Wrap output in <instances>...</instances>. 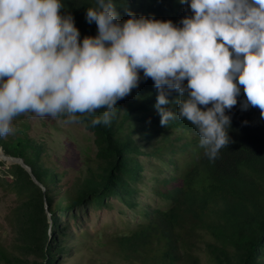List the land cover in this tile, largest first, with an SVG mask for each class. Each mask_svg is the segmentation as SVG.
I'll list each match as a JSON object with an SVG mask.
<instances>
[{
    "label": "trees",
    "instance_id": "obj_1",
    "mask_svg": "<svg viewBox=\"0 0 264 264\" xmlns=\"http://www.w3.org/2000/svg\"><path fill=\"white\" fill-rule=\"evenodd\" d=\"M61 2V13L72 15L81 37L96 34L95 23L85 20L94 0ZM113 2L121 21L128 18V11L176 24L190 15L179 0ZM156 94L151 78L141 79L138 87L117 101L110 123L93 126V115L80 121L93 134L96 152L93 159L82 160L70 187L56 200L47 193L61 174L49 166L48 158L42 159L47 157L46 144L28 137L26 125L14 135L0 137V152L22 160L39 184L21 165H9L8 186L18 201L6 221L15 239L12 250L0 244V264H56L64 248L53 234L58 226L55 215L88 202L103 203L109 197H118L141 217L129 234L108 245L123 263L203 264L201 252L205 264H264V119L260 110H241L240 101L245 98L241 93L237 105L226 110L232 142L209 159L191 122L174 118L166 126L159 124ZM176 95L173 91L168 99ZM167 107L176 113L175 104ZM103 111L97 109L94 115ZM48 118L40 116L43 122ZM141 186L152 203L141 201ZM29 256L37 259L27 262Z\"/></svg>",
    "mask_w": 264,
    "mask_h": 264
},
{
    "label": "clouds",
    "instance_id": "obj_2",
    "mask_svg": "<svg viewBox=\"0 0 264 264\" xmlns=\"http://www.w3.org/2000/svg\"><path fill=\"white\" fill-rule=\"evenodd\" d=\"M179 2L190 15L176 24L131 11L121 21L113 0H94L85 20L96 34L81 37L61 0H0V137L27 112L108 124L117 101L151 78L159 124L191 122L214 159L232 142L226 110L241 93V110L264 119V0Z\"/></svg>",
    "mask_w": 264,
    "mask_h": 264
},
{
    "label": "rangeland",
    "instance_id": "obj_3",
    "mask_svg": "<svg viewBox=\"0 0 264 264\" xmlns=\"http://www.w3.org/2000/svg\"><path fill=\"white\" fill-rule=\"evenodd\" d=\"M12 124L14 130L4 137L18 133L21 126L26 125L28 137L46 144L47 157L42 159L48 158L49 166L55 167L61 174L53 190L47 193L52 199H58L70 187L82 160L94 158V137L83 122H65V117L60 115L49 116L43 122L40 116L27 112L16 116ZM48 124H52V128ZM0 162L4 163L0 165V244L12 250L15 237L6 215L18 198L8 186L11 177L7 170L11 164L1 157ZM145 175L151 176L148 173ZM41 187L43 192L47 191ZM140 193L142 202L152 203L151 195L147 194L143 186L140 187ZM140 220L139 214L127 209L118 197H109L103 203L88 202L69 212L57 213L55 221L58 226L53 229V234L57 243H61L59 247L64 248V254L60 255L56 264H126L113 254L108 245L129 234ZM199 255L205 264L204 255L201 252ZM35 259L29 256L27 262Z\"/></svg>",
    "mask_w": 264,
    "mask_h": 264
},
{
    "label": "water",
    "instance_id": "obj_4",
    "mask_svg": "<svg viewBox=\"0 0 264 264\" xmlns=\"http://www.w3.org/2000/svg\"><path fill=\"white\" fill-rule=\"evenodd\" d=\"M0 155H1L0 156L1 158H3L5 161L9 162L10 164H19V165H21L29 173V175L31 176L32 180L36 184H38V182L35 180L34 176L32 175L30 169L26 165H24L22 160L8 157V156L4 155L2 152H0Z\"/></svg>",
    "mask_w": 264,
    "mask_h": 264
}]
</instances>
